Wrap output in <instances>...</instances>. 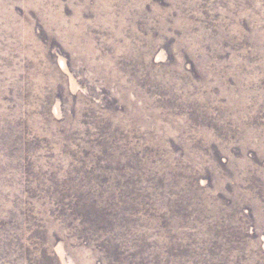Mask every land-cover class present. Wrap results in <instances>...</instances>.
Returning a JSON list of instances; mask_svg holds the SVG:
<instances>
[{
	"label": "rangeland",
	"instance_id": "374dc122",
	"mask_svg": "<svg viewBox=\"0 0 264 264\" xmlns=\"http://www.w3.org/2000/svg\"><path fill=\"white\" fill-rule=\"evenodd\" d=\"M0 264H264V0H0Z\"/></svg>",
	"mask_w": 264,
	"mask_h": 264
}]
</instances>
